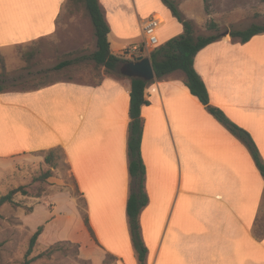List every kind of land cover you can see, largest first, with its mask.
I'll return each instance as SVG.
<instances>
[{
	"label": "crops",
	"instance_id": "1",
	"mask_svg": "<svg viewBox=\"0 0 264 264\" xmlns=\"http://www.w3.org/2000/svg\"><path fill=\"white\" fill-rule=\"evenodd\" d=\"M32 2L0 0V49L56 33L60 7L47 20L33 15ZM169 14H154L162 19L159 44L183 32L182 24L164 32ZM260 37L264 33L242 43L223 34L198 51L194 66L210 104L252 135L264 159V95H244L235 86L264 68L256 61L264 55V45L256 44ZM179 71L156 77L145 91L149 104L142 108L149 203L140 223L146 264H264V223L259 225L264 176L248 147L190 92ZM130 92L131 78L108 72L95 83L60 79L35 89L0 91V159L61 147L99 243L97 182H104L109 206L119 202L128 256L108 246L105 233L101 246L122 264L126 259L134 264L136 253L127 214Z\"/></svg>",
	"mask_w": 264,
	"mask_h": 264
},
{
	"label": "rangeland",
	"instance_id": "2",
	"mask_svg": "<svg viewBox=\"0 0 264 264\" xmlns=\"http://www.w3.org/2000/svg\"><path fill=\"white\" fill-rule=\"evenodd\" d=\"M173 1L182 16L194 23L197 35H223L230 30L246 29L253 23H264V0ZM59 2H32L33 15H41L40 18L47 20L51 19L57 6L60 7L56 33L0 49V84L5 86V90H30L60 79L95 83L101 80L104 72L107 73L103 66L88 58L97 45L84 2L62 0V5ZM101 3L111 27V48L124 59L131 60V54L147 56L151 52L145 51L141 19L166 11L171 15H168L164 32H171L176 24L181 26L164 0H101ZM211 19L219 22V30L208 28ZM181 28L183 31V26ZM256 44L264 45L263 37L257 39ZM66 59L75 61L62 69H54ZM256 61L263 63L264 55H258ZM258 70V77L263 82H259L258 77L243 79V82L239 80L235 82L238 91L244 95H264V68ZM180 72L185 77L184 72ZM48 151L0 159V196L18 187L27 191L26 194L18 191L14 201L0 207V264H26L27 261L28 264H122L103 249L105 246L101 242L105 233L108 246L122 249L128 256L121 239L118 199L110 207L106 201L109 190L104 182H97L100 185L98 198L102 204L100 219L95 213L100 244L89 230L86 199L78 189L65 152L58 149L54 154L55 164L51 165L45 158ZM46 172H50L47 177ZM132 187L134 184L130 181L131 190ZM263 223L264 208L259 225ZM39 225H44V230L29 253L31 238ZM123 261L133 264L131 259ZM134 262L138 264L136 253Z\"/></svg>",
	"mask_w": 264,
	"mask_h": 264
},
{
	"label": "trees",
	"instance_id": "3",
	"mask_svg": "<svg viewBox=\"0 0 264 264\" xmlns=\"http://www.w3.org/2000/svg\"><path fill=\"white\" fill-rule=\"evenodd\" d=\"M81 1L84 2L90 15L97 45L96 50L92 52L88 58L93 59L98 65L103 66L106 72L124 76L119 71V65L128 61V59L122 58L121 56L113 53L111 50V42L109 40L111 27L106 19L101 0ZM164 2L169 6L173 15L183 25V32L170 38L165 43L159 44L151 50L150 57L154 65L156 77L160 79L175 71H183L185 74L184 82L190 92L206 106L207 110L218 121L224 124L248 147L258 169L264 176V159L252 135L245 128L231 120L222 108L210 104L207 86L194 66L195 56L198 51L206 45L220 39L221 35H197L194 23L182 16L175 2L173 0H164ZM208 28L211 30H219V22L215 19H211L208 22ZM261 33H264V23H253L246 29H234L229 31L231 38L239 39L242 43L248 42L255 35ZM71 63L72 60H63L59 62L54 69H62ZM152 81L153 80L147 81L142 78H131L128 152L130 157L129 173L134 187L127 200V214L129 217V227L132 235V241L139 264H146L148 254V247L143 239L140 223L141 211L149 203V195L145 183L146 165L142 157L141 146L143 136L142 108L144 105L149 104V101L146 99L145 91ZM4 90L5 86L0 84V91ZM58 149H61V147L49 149L47 155L45 156L46 161L51 165L55 164L54 154ZM49 175L50 172L45 173L46 177ZM18 191H22L23 194L27 193L23 187L11 189L7 194L0 196V207L6 202L14 201L13 197ZM43 230L44 225H39L37 230L34 232L30 242L29 253L32 252L33 246L40 234H42ZM89 230L94 236H96L90 222ZM28 263L29 262L27 261L26 264Z\"/></svg>",
	"mask_w": 264,
	"mask_h": 264
},
{
	"label": "water",
	"instance_id": "4",
	"mask_svg": "<svg viewBox=\"0 0 264 264\" xmlns=\"http://www.w3.org/2000/svg\"><path fill=\"white\" fill-rule=\"evenodd\" d=\"M129 53V51H127ZM131 60L125 61L119 65L121 74L128 78H142L150 81L156 78L153 62L150 55L131 54Z\"/></svg>",
	"mask_w": 264,
	"mask_h": 264
},
{
	"label": "built area",
	"instance_id": "5",
	"mask_svg": "<svg viewBox=\"0 0 264 264\" xmlns=\"http://www.w3.org/2000/svg\"><path fill=\"white\" fill-rule=\"evenodd\" d=\"M162 23L160 16H152L143 21V30L145 35V48L154 49L159 45L158 29Z\"/></svg>",
	"mask_w": 264,
	"mask_h": 264
}]
</instances>
